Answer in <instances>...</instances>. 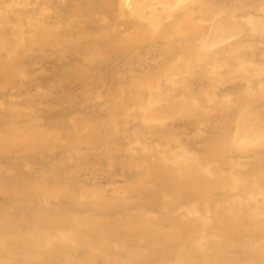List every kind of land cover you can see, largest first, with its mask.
Listing matches in <instances>:
<instances>
[{
  "label": "bare ground",
  "instance_id": "obj_1",
  "mask_svg": "<svg viewBox=\"0 0 264 264\" xmlns=\"http://www.w3.org/2000/svg\"><path fill=\"white\" fill-rule=\"evenodd\" d=\"M0 264H264V0H0Z\"/></svg>",
  "mask_w": 264,
  "mask_h": 264
}]
</instances>
